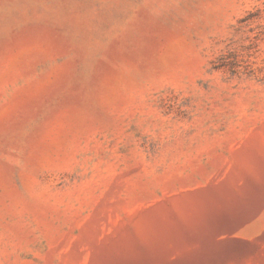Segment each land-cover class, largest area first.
<instances>
[{
  "label": "rangeland",
  "instance_id": "obj_1",
  "mask_svg": "<svg viewBox=\"0 0 264 264\" xmlns=\"http://www.w3.org/2000/svg\"><path fill=\"white\" fill-rule=\"evenodd\" d=\"M0 264H264V0H0Z\"/></svg>",
  "mask_w": 264,
  "mask_h": 264
}]
</instances>
